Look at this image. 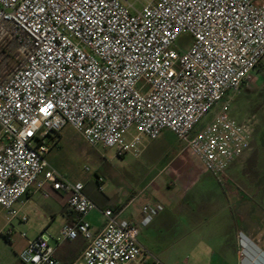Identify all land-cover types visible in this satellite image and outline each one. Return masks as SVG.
I'll use <instances>...</instances> for the list:
<instances>
[{
	"label": "built area",
	"instance_id": "1",
	"mask_svg": "<svg viewBox=\"0 0 264 264\" xmlns=\"http://www.w3.org/2000/svg\"><path fill=\"white\" fill-rule=\"evenodd\" d=\"M182 34L191 43L179 54ZM0 45L14 46L15 63L0 76V208L25 222L15 205L33 186L66 193L75 219L56 241L86 242L73 264H131L143 248L138 227L111 209L92 234L85 216L97 206L45 161L47 136L69 126L122 158L167 130L214 178L248 147L251 129L227 105L195 128L264 59V0H0ZM162 211L142 206L139 226ZM49 239L27 241L19 262L61 264Z\"/></svg>",
	"mask_w": 264,
	"mask_h": 264
},
{
	"label": "crops",
	"instance_id": "2",
	"mask_svg": "<svg viewBox=\"0 0 264 264\" xmlns=\"http://www.w3.org/2000/svg\"><path fill=\"white\" fill-rule=\"evenodd\" d=\"M2 55L3 51L0 58ZM6 73L5 67H1L0 76ZM160 138L169 139L170 145L158 144L151 151L148 156L158 160L140 180L142 190L153 192L132 193L112 202L110 197L97 196L84 187L85 195L97 206L85 216L92 234L97 235L104 227L101 211L111 209L119 213L120 219L138 227L137 240L142 231L145 233L143 241L138 240L143 256L131 264H154L153 258L158 257L162 260L160 264H264V207L256 206L250 192L218 194L208 190L203 182L207 172L198 158L171 132L162 131L156 140ZM147 147L142 144L141 151H147ZM196 187L199 192L193 193ZM67 200L66 193L52 190L48 183L41 190L33 186L21 198L15 208L19 216L26 217L25 222L28 221L25 214L31 217V228L36 232L29 239L25 237L20 252L27 241L45 233L53 240L49 245L61 264L77 260L86 246L85 240L78 237L73 241H56L62 226L71 225L75 219ZM157 204L163 206V211L148 226H139L142 206ZM166 211L171 215L170 223L162 220ZM0 264L21 263L17 255L0 256Z\"/></svg>",
	"mask_w": 264,
	"mask_h": 264
},
{
	"label": "rangeland",
	"instance_id": "3",
	"mask_svg": "<svg viewBox=\"0 0 264 264\" xmlns=\"http://www.w3.org/2000/svg\"><path fill=\"white\" fill-rule=\"evenodd\" d=\"M190 43L191 38L182 34L177 38L172 49L181 54ZM3 51L0 64L6 62L13 54L14 46H8ZM224 105L228 106V115L232 120L249 125L251 135L248 147L229 166L223 177L214 178L207 173L203 182L208 186V190L218 194L227 191L250 192L255 197L256 206L264 207V59L249 74V78L239 92L225 96L195 129L199 130L207 125ZM156 141L144 139L142 144L148 146L147 151H141V144L138 146L140 150L138 155L129 153L119 158L114 149L90 146L79 133L66 126L58 133H52L44 139V146L47 148L45 161L66 180L79 182L86 191L97 196L106 195L115 202L132 193L153 192L151 189L142 190L143 186L140 184V180L150 173L158 160V157L148 155L157 148L158 144L170 145V140L166 138ZM151 175H154V172ZM224 176L227 178L225 179ZM97 177L103 181L100 190L96 183ZM198 192L199 187H196L193 193ZM163 215L162 220L170 223L172 218L169 212L166 211L162 213ZM25 216L28 220L25 223H20L16 218L8 222L5 212L0 208V256L9 258L17 256L25 241L22 235L29 239L35 234L36 231L31 228V217L27 214ZM8 232L11 234L9 238L6 236ZM144 238L145 233L142 231L138 240L142 242ZM49 244H53L52 239H49ZM156 260L159 263L162 261L159 257Z\"/></svg>",
	"mask_w": 264,
	"mask_h": 264
},
{
	"label": "trees",
	"instance_id": "4",
	"mask_svg": "<svg viewBox=\"0 0 264 264\" xmlns=\"http://www.w3.org/2000/svg\"><path fill=\"white\" fill-rule=\"evenodd\" d=\"M3 47L4 46H0V53L3 51ZM14 60H13V58H12V56H10L8 59H7V61L5 62V69H6V71L8 72V71H10L12 68H13V66H14Z\"/></svg>",
	"mask_w": 264,
	"mask_h": 264
}]
</instances>
